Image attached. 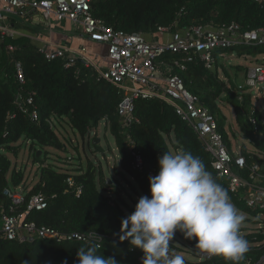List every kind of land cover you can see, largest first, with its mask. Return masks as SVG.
Instances as JSON below:
<instances>
[{"label": "trees", "instance_id": "trees-1", "mask_svg": "<svg viewBox=\"0 0 264 264\" xmlns=\"http://www.w3.org/2000/svg\"><path fill=\"white\" fill-rule=\"evenodd\" d=\"M92 15L109 27L128 34H142L146 38L157 34L159 28H171L173 32H183L194 26L221 28L236 24L242 31L264 29V2L254 0H93ZM8 22L16 30H31L27 23L18 21L11 15ZM38 43L30 37L16 39L0 37V228L1 212L9 211L11 201L4 192L6 189L23 188L27 199L42 194L48 202L43 211H33L27 221L37 227L50 228L60 235L97 234L102 240L98 254L106 258L114 257L118 264H143L144 253L133 249L125 240L120 242L121 221L135 209L126 197L137 205L142 196H151L147 172H159V157L164 152L173 154L190 151L204 162L206 169L225 189L228 190L232 203L240 212L252 215H264V211H252L243 200L242 194L232 193L226 181L217 177L212 167V156L206 151L204 143L195 130L177 114L175 108L162 99L137 100L135 117L138 124L123 129L118 116V106L122 100L116 86L98 79L96 74L86 69L82 63L65 68L64 61H47L39 52ZM17 50L8 53L7 48ZM239 52L244 56L257 59L264 56V45L235 47L217 50L215 66L208 69L205 62L196 55L167 53L161 58L173 68L172 74L179 76L188 92L198 97L202 107L214 115L218 131L232 154H239L246 159L247 169L240 170V176L253 182L250 168L260 167L255 184L264 187V120L262 113L253 105L251 92L238 93L235 79L229 75L222 55ZM23 65L25 85H20L15 78V62ZM240 68V69H239ZM240 72L247 68L238 67ZM223 72L227 81L220 78ZM19 93L33 95L39 114V121L34 123L16 105ZM224 108H232L235 123L254 151L244 144L239 152L231 138L239 133L230 130ZM256 119V125L250 118ZM68 120L72 130L84 140H91L92 133L105 122L106 132L110 133L117 147L120 171L116 174L126 178L127 186L132 191L123 194L108 178L101 167L89 162L87 169L74 165L66 171H57L37 157L39 150L64 148L56 131L57 123ZM98 136L94 137V141ZM22 141L21 144H19ZM93 141L94 152H101ZM129 142L142 157L145 172L135 168L129 150ZM30 144L29 155L34 163H40L38 182L30 185L25 173L16 169L11 174L12 163L5 156L8 151L18 156L24 145ZM74 185L70 186L68 179ZM30 185V186H29ZM79 188L81 193L78 195ZM103 192H101V190ZM26 210V205L19 211ZM243 237L248 241L249 252L241 264H258L264 257V221L261 229L252 230ZM93 243L67 240L60 243L48 239H29L24 243L0 239V264H78L79 247ZM176 247L170 244V253ZM174 251V252H173ZM185 260V259H184ZM185 264H230L220 256H214L203 262Z\"/></svg>", "mask_w": 264, "mask_h": 264}, {"label": "built area", "instance_id": "built-area-1", "mask_svg": "<svg viewBox=\"0 0 264 264\" xmlns=\"http://www.w3.org/2000/svg\"><path fill=\"white\" fill-rule=\"evenodd\" d=\"M254 1L264 2V0ZM92 2L93 0H0L2 5L0 37L16 39L25 36L23 31L16 30L8 22L11 15L24 23H28L36 12H40L47 21L69 20L75 30L87 36L90 41L107 46L110 65L104 69L92 62L86 49L75 51L64 45L49 49L39 48V52L47 61L60 59L64 61L65 68L75 67L80 62L86 69L92 70L98 79L116 86L122 96L117 112L123 129L139 123L134 114L137 100L159 98L173 106L182 120L195 130L204 143L206 151L212 156V167L217 177L227 182L229 191L242 194L249 209L264 211V187L255 184L256 178H261L257 175L260 167L253 165L250 168L252 173L250 179L253 182H248L240 176L239 171L247 169L246 159L229 151L223 136L218 131V123L214 115L201 106L198 97L186 90L179 76L172 74L173 68L161 61L167 53H184L189 56V61L192 55H196L205 62L208 69H212L216 63L214 53L217 50L264 45V29L242 31L236 24L221 28L194 26L183 32H174L171 39L166 42L148 41L145 35L118 31L96 19L91 12ZM170 31L171 28L162 27L157 33L167 34ZM16 50L14 46L7 48L8 53H14ZM14 67L16 81L20 85H25L22 63L16 61ZM262 86H264V63L257 64L247 71L244 83L238 87V93L251 92L256 97L255 94L260 92ZM16 105L32 122L39 121L32 94L19 93L16 97ZM250 122L256 125L254 117L250 118ZM128 147L135 168L145 172L143 159L134 150L133 143L129 142ZM158 173L151 170L147 172V176L152 177ZM68 182L70 186L74 185L72 178H69ZM80 193L81 188L78 195ZM4 194L11 201V205L8 212L4 210L1 212L0 239L2 237L4 240L16 243H24L35 238L58 243L67 240L86 243L92 241L91 235H60L53 229L39 228L34 223L28 222L31 212L43 211L48 207V202L42 194L33 196L29 200L27 191L23 188L6 189ZM24 205L26 210L19 211ZM194 251L198 262L214 257L197 248ZM258 264H264V257Z\"/></svg>", "mask_w": 264, "mask_h": 264}, {"label": "clouds", "instance_id": "clouds-1", "mask_svg": "<svg viewBox=\"0 0 264 264\" xmlns=\"http://www.w3.org/2000/svg\"><path fill=\"white\" fill-rule=\"evenodd\" d=\"M158 162L159 173L149 177L151 196L140 197L135 211L122 219L120 242L140 249L143 264H185L182 255L170 254L179 230L202 252L241 264L249 244L240 231L244 216L228 190L190 151L164 152ZM90 239L93 243L78 248V264H118L114 257L98 254L101 246L95 241L102 239L96 232Z\"/></svg>", "mask_w": 264, "mask_h": 264}, {"label": "rangeland", "instance_id": "rangeland-1", "mask_svg": "<svg viewBox=\"0 0 264 264\" xmlns=\"http://www.w3.org/2000/svg\"><path fill=\"white\" fill-rule=\"evenodd\" d=\"M166 34H159L158 38L162 42H166L165 39ZM148 41H151L150 38H147ZM236 53V52H235ZM264 57H259L258 60H262ZM232 64L234 66L241 65L243 67L252 68L256 65V61L245 60L244 58H232L228 64ZM234 63V64H233ZM226 64L227 66H229ZM231 65V66H232ZM227 68V67H226ZM220 78L224 80L225 76L223 72L219 73ZM244 77L243 75L239 76L235 80V84L243 83ZM225 81V80H224ZM237 86V85H236ZM253 105L256 110H259L262 113V118L264 120V93L261 91L258 94H255ZM223 111L227 117V124L230 126V130L239 133V129L235 123V114L232 108H224ZM56 131L59 134V138L63 143L64 148L62 150H56L54 148H44L42 150L43 154L41 156L42 161L48 165H53L54 169L59 171H66L73 168L74 165H82L84 169H87L89 162L93 163L97 168L101 167L105 173V177L111 179V181L115 182L118 186L119 190L123 192V194L127 193V191H132L129 186H127L126 178H122L121 176L116 174V170L120 171L119 166V156L117 152V147L115 144V140L113 136L106 132L105 122H102L97 130L96 136H98V140L100 143L98 144L102 149L101 152H94L93 147V137L94 133L91 137V140H84L78 133L74 132L70 127L68 120L65 119L60 124L57 123ZM231 142L235 146V152H239L240 147L244 144L249 150L254 151L249 141L245 139L242 134H238L236 138H231ZM22 141L19 143L21 144ZM30 144L24 145L19 155L16 156L11 152L4 151L5 156L11 161L12 169L9 174V179H11L12 172L16 169L17 171L22 170L25 173V176L30 185L36 184L38 182V172L41 168L40 163H34L33 158L29 155ZM129 179V178H128ZM29 185V186H30ZM101 190V189H100ZM101 192H103L101 190ZM126 197L129 200V204L132 208L135 209L136 204L132 200L135 196L133 194L132 198ZM139 201V199H137ZM254 211V210H252ZM244 216V221L241 225L240 231L241 234H247L252 230L261 229V225L264 221V215L254 216L250 212H240ZM193 240L186 239L182 232L179 230L176 231L173 241L170 244L174 245L176 249L175 253L178 255H182L185 260L189 262H198V257L194 250H192L193 244L191 243ZM173 251V252H174Z\"/></svg>", "mask_w": 264, "mask_h": 264}, {"label": "crops", "instance_id": "crops-1", "mask_svg": "<svg viewBox=\"0 0 264 264\" xmlns=\"http://www.w3.org/2000/svg\"><path fill=\"white\" fill-rule=\"evenodd\" d=\"M1 6L2 5L0 4V7ZM27 24L31 30L27 29L20 31L21 32L23 31V34L25 36L30 37L33 41L37 42L39 48L46 47L47 49H49L63 45L69 46L75 51L84 48L87 50L89 58L92 60L93 63L101 66L104 69L108 68V66L111 63L108 57L107 46L90 41L87 36L76 31L74 26L70 23L69 20H64L62 22H59L53 19L52 21H47L42 17L40 12H36L35 14L32 15L31 20ZM173 33H174L173 31H170L165 35L166 41L171 39ZM158 35L159 33L149 36V38L151 41H161L159 40ZM221 57L223 58V62L225 65L228 64L230 57L232 58V60L234 58H239V59L244 58L245 60H251V61L255 60L256 65L264 63V58L262 60H258L259 57L255 59L248 56H244L239 52L236 53L234 52L231 55L225 54L222 55ZM228 65L229 66L226 65V67L228 69V73L230 76H232L236 80V78L243 75L245 80L246 73L250 68L244 67L247 68V70L240 72L237 68L243 66L241 65L234 66L230 63ZM224 80L227 81V78L225 77ZM243 83H239V84L236 83L237 88ZM97 130L98 129L94 130L95 134H97ZM94 137H96V135Z\"/></svg>", "mask_w": 264, "mask_h": 264}, {"label": "water", "instance_id": "water-1", "mask_svg": "<svg viewBox=\"0 0 264 264\" xmlns=\"http://www.w3.org/2000/svg\"><path fill=\"white\" fill-rule=\"evenodd\" d=\"M260 91H261V93H264V86L261 87ZM99 143H100V140H98V139L94 141L95 145H98ZM42 154H43V152L41 150H39L37 153V157L40 158L42 156ZM112 183H113V181H111V179H108V184L111 185ZM195 243H196L195 241L192 242V244H193L192 250L195 249Z\"/></svg>", "mask_w": 264, "mask_h": 264}]
</instances>
